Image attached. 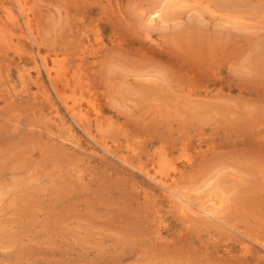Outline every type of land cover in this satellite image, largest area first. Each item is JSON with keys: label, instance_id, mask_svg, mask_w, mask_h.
Returning <instances> with one entry per match:
<instances>
[{"label": "rangeland", "instance_id": "1", "mask_svg": "<svg viewBox=\"0 0 264 264\" xmlns=\"http://www.w3.org/2000/svg\"><path fill=\"white\" fill-rule=\"evenodd\" d=\"M16 1L0 264H264V0Z\"/></svg>", "mask_w": 264, "mask_h": 264}, {"label": "bare ground", "instance_id": "2", "mask_svg": "<svg viewBox=\"0 0 264 264\" xmlns=\"http://www.w3.org/2000/svg\"><path fill=\"white\" fill-rule=\"evenodd\" d=\"M10 1V0H9ZM16 1V0H15ZM17 2V1H16ZM4 3V2H3ZM19 3V2H18ZM17 4V3H16ZM17 5H19V4H17ZM27 9V8H26ZM13 11V10H12ZM17 12V11H16ZM21 12H22V10H21ZM17 14V13H16ZM22 14V13H21ZM150 16H151V18H154V17H158L159 16V14L157 13V11L156 12H154V13H152V14H150ZM150 16L148 17V18H150ZM16 17H18V16H16ZM15 17V18H16ZM11 18V17H10ZM19 18V17H18ZM25 20H27V19H25ZM17 21V20H16ZM10 22V21H9ZM16 23V22H15ZM18 23V22H17ZM11 24V23H10ZM19 24V23H18ZM12 26V25H11ZM15 27V26H14ZM13 27V28H14ZM20 27V26H19ZM22 27V26H21ZM33 28V27H32ZM22 30V29H21ZM30 30V29H29ZM32 31V30H31ZM23 32V31H22ZM25 33V32H24ZM28 34V33H27ZM20 36H21V34H19ZM23 35V34H22ZM31 35H32V33H31ZM21 38V37H20ZM25 38V37H24ZM32 38V37H31ZM26 39V38H25ZM27 40V39H26ZM29 45V44H28ZM27 50H28V48H26ZM30 49V48H29ZM85 49V48H84ZM31 50V49H30ZM32 54V53H31ZM28 55H30V54H28ZM32 56H33V54H32ZM31 56V57H32ZM28 57V56H27ZM25 58V57H24ZM43 58V57H42ZM45 59V58H44ZM33 60V59H32ZM31 61V60H30ZM35 65V64H34ZM36 66H37V64H36ZM24 71V70H23ZM28 72V71H27ZM27 74H29V73H27ZM49 76V75H48ZM20 77H22V76H20ZM24 78V77H23ZM40 79V78H39ZM22 86V85H21ZM23 88H25V87H23ZM26 89V88H25ZM19 90V89H18ZM17 90V91H18ZM22 90V89H21ZM24 90V89H23ZM22 93V92H21ZM71 111V110H70ZM72 116H74V115H72ZM74 118V117H73ZM79 121V120H78ZM80 122V121H79ZM86 124H87V122H86ZM79 126V125H78ZM80 127V126H79ZM81 128H83V127H81ZM86 128V127H85ZM84 128V129H85ZM72 129V128H71ZM69 130V129H68ZM72 131V130H71ZM87 131V130H86ZM71 136V135H70ZM73 137V136H72ZM71 137V138H72ZM74 138V137H73ZM66 141H69L68 139L66 140ZM72 142V141H71ZM110 153V152H109ZM159 157V156H158ZM161 158H162V156H161ZM126 160V159H125ZM165 160V159H164ZM123 161V160H122ZM162 163V162H161ZM136 168V167H135ZM138 170V169H137ZM146 172V171H145ZM153 176V175H152ZM156 178V177H155ZM159 182H161V181H159ZM163 182V181H162ZM165 185H166V183H165ZM164 186V185H163ZM170 187V186H169ZM173 191V190H172ZM166 192V191H165ZM175 192V191H174ZM170 193V192H169ZM174 195V194H173ZM175 197V196H174ZM183 198V197H182ZM189 200V199H188ZM183 202V201H182ZM190 202H192V201H190ZM194 203V202H193ZM191 205V204H190ZM195 205V204H194ZM215 206V205H214ZM213 206V207H214ZM209 211V210H208ZM213 211V210H212ZM181 212V211H180ZM211 212V211H210ZM203 213V212H202ZM204 213H205V211H204ZM183 215V214H182ZM205 215V214H204ZM209 215V214H208ZM208 215H206V216H208ZM216 216V215H215ZM212 218V217H211ZM214 220H216V219H214Z\"/></svg>", "mask_w": 264, "mask_h": 264}]
</instances>
